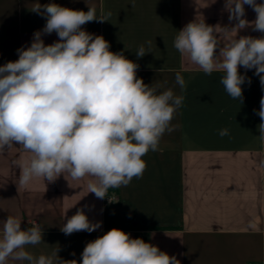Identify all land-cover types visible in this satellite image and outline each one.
Segmentation results:
<instances>
[{
    "label": "crops",
    "instance_id": "crops-1",
    "mask_svg": "<svg viewBox=\"0 0 264 264\" xmlns=\"http://www.w3.org/2000/svg\"><path fill=\"white\" fill-rule=\"evenodd\" d=\"M36 2L0 0V66L18 59L16 50L30 46L33 33L44 27L46 20L31 11ZM38 2L83 11L95 7L98 17L110 12L108 21H93L84 29L103 35L111 51H124L138 63L137 75L146 84L166 82L184 102L172 121L176 130L163 135L158 151L143 157L147 167L142 178L108 190L113 203L88 193V177L73 181L61 176L51 184L35 179L20 186L12 161L31 154L18 145L0 154V220L12 215L22 220V228L41 226L44 242L26 249L35 257L59 249L61 259L79 261L87 242L115 227L175 255L180 264H264V146L256 138L261 121L254 111L264 95L259 77L247 71L252 82L242 86L241 104L224 91L222 73L205 75L173 47L177 31L195 19L228 26L225 0H135V7L131 0ZM245 12L248 21L255 19L247 5ZM238 35L260 33L247 28ZM43 39L47 45L58 37L52 33ZM141 45L150 52L137 59ZM177 72L186 82L183 93L175 84ZM225 128L229 135L220 137ZM78 208L90 221L102 222L101 228L63 234L66 214L70 217ZM7 264L27 262L9 259Z\"/></svg>",
    "mask_w": 264,
    "mask_h": 264
},
{
    "label": "clouds",
    "instance_id": "clouds-1",
    "mask_svg": "<svg viewBox=\"0 0 264 264\" xmlns=\"http://www.w3.org/2000/svg\"><path fill=\"white\" fill-rule=\"evenodd\" d=\"M245 5L256 14L253 21L246 19ZM224 9L228 26L195 19L177 31L173 47L205 75L222 73L224 91L242 104V86L252 82L247 71L259 77L264 91V2L225 0ZM31 11L46 20L44 27L33 33L30 46L16 50L18 59L0 66V154L17 145L31 154L12 161L20 186L35 179L51 184L61 176L73 181L88 177V193L103 200L110 188L142 178L147 167L143 157L158 151L163 135L176 130L172 121L184 96L166 82L146 84L137 75L138 63L124 51H111L103 35L84 29L87 23L108 21L110 12L98 17L95 7L83 11L38 0ZM247 28L260 35H238ZM52 33L58 39L46 45L43 37ZM148 52L141 45L135 54L140 59ZM175 84L181 93L186 89L180 72ZM254 111L261 121L256 138L264 146V95ZM218 134L228 136L229 130ZM65 221L60 231L66 236L102 226L90 221L84 208L66 214ZM0 226V264L9 259L27 264H180L175 255L115 227L87 242L79 261L61 259L59 249L35 257L26 249L44 242L38 223L22 228L21 219L8 215Z\"/></svg>",
    "mask_w": 264,
    "mask_h": 264
},
{
    "label": "built area",
    "instance_id": "built-area-1",
    "mask_svg": "<svg viewBox=\"0 0 264 264\" xmlns=\"http://www.w3.org/2000/svg\"><path fill=\"white\" fill-rule=\"evenodd\" d=\"M108 198V199H107ZM109 200H111V202H109ZM115 201V197L113 195H107L105 198V202L108 203H113ZM246 264H259L257 262H248Z\"/></svg>",
    "mask_w": 264,
    "mask_h": 264
}]
</instances>
